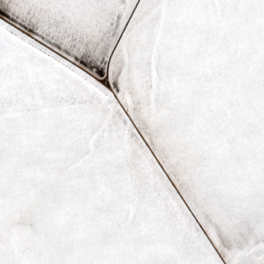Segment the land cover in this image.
<instances>
[{
  "label": "snow or ice",
  "instance_id": "obj_1",
  "mask_svg": "<svg viewBox=\"0 0 264 264\" xmlns=\"http://www.w3.org/2000/svg\"><path fill=\"white\" fill-rule=\"evenodd\" d=\"M0 264H264V0H0Z\"/></svg>",
  "mask_w": 264,
  "mask_h": 264
}]
</instances>
